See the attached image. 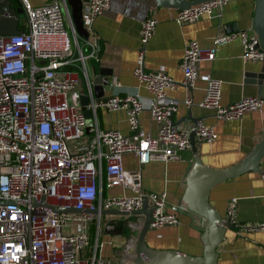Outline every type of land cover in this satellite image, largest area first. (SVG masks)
<instances>
[{
	"label": "built area",
	"instance_id": "obj_1",
	"mask_svg": "<svg viewBox=\"0 0 264 264\" xmlns=\"http://www.w3.org/2000/svg\"><path fill=\"white\" fill-rule=\"evenodd\" d=\"M229 1L208 0L177 9L174 20L182 25L211 18ZM20 2L25 30L0 35V264H133L134 235L129 238L132 251L123 255L124 261L102 254L104 246L118 243L120 235L103 237L100 211L139 210L146 197L153 206L149 228L156 229L177 225L179 211L187 209L182 203H169L165 190H142L135 182L138 170H126L124 156L134 155L140 165L176 160L191 148V132L195 143H211L216 133L202 120L187 128L177 125L173 116L178 106L183 103L190 107L192 98L179 101L169 96L168 91L175 86L173 78L165 71L144 68L145 47L157 25L153 12L141 23L133 68L138 85L150 94V100L144 103L138 92L121 95L120 83L111 77L108 86L116 91L99 100L91 99L87 108L92 116L87 124L75 89L84 75L86 94L92 96L87 61L98 59L94 23L110 8L111 0H82L83 26L88 31L83 43L66 0L39 5L29 0ZM235 39L242 41L244 61L264 60L258 36L245 30L218 35L214 45ZM213 58V50L202 48L196 40L186 42L179 63L183 84L192 89L197 79L205 82L204 96L197 104L211 109L221 120L261 111L264 98L259 96L221 103V80L198 71L200 61ZM99 108L125 110L129 133L101 129ZM143 110H148L157 124L155 135L141 128ZM112 187H121L122 194H106ZM236 206L233 197L228 201L227 218L240 227L239 231L264 230V223L238 225L234 220ZM52 207L88 212L56 211ZM91 226L95 227L92 240Z\"/></svg>",
	"mask_w": 264,
	"mask_h": 264
},
{
	"label": "crops",
	"instance_id": "obj_2",
	"mask_svg": "<svg viewBox=\"0 0 264 264\" xmlns=\"http://www.w3.org/2000/svg\"><path fill=\"white\" fill-rule=\"evenodd\" d=\"M29 1L33 5H39L53 0ZM16 2L20 3L19 0ZM254 11L255 0H230L211 18L202 17L198 21L179 25L174 20L177 9L160 8L154 0H111L110 8L96 18L94 34L98 39V59L87 61L88 78L96 75L98 68L109 69L111 75L108 79L110 81L111 77L117 78L120 83L118 92L121 95L138 92L144 103L150 100V94L138 85L133 68L137 63L141 23L149 12H153L157 25L145 47L144 68L165 71L173 78L175 86L168 91L169 96L179 101H184L187 97L192 98L193 104L190 107L183 103L178 106L173 116L177 125L187 128L193 124V121L188 119V112L191 111L192 118L202 120L216 133L213 142H196V152L191 147L183 151L181 157L176 160L151 161L140 165L134 155H125L123 166L129 172L138 170L135 182L142 190H165L169 203L181 204L186 186L185 176L195 156L208 167L225 169L239 163L263 138L264 103L261 111L245 112L240 119H218L211 109L197 104L204 96L205 82L197 79L192 89L187 87L183 84V72L179 66L186 42L196 40L202 48L214 51L212 60H202L198 63V71L200 74H208L221 80L222 104L233 103L243 97L258 96L259 86L251 82L252 78L247 74L257 71L262 62L243 60L240 39L214 45V39L218 35L229 32L245 30L248 34H255L252 27ZM19 27L25 30L26 19H19ZM78 38L80 43H83V39L79 36ZM75 90L80 95L87 93L84 75H81ZM115 91V88L106 86L104 98ZM139 119L144 132L151 135L157 133V124L152 121L148 110H143ZM97 122L101 129H116L129 133L125 110L108 111L99 108ZM260 169L261 172L249 171L227 179L210 190L209 203L223 219L228 220V201L234 197L237 199L234 220L238 225L264 223V154L260 160ZM122 192L121 187H112L106 194L120 195ZM178 217L177 225L149 229L145 237L147 244L155 249H173L191 255H201V218L188 210L179 211ZM239 228L234 224L233 228L225 229L216 248V264H264V230L256 228L243 232L239 231ZM109 234H119V241L113 245H105L102 254L110 259L124 261L123 255L132 251L129 240L132 235L116 229L103 233V237L106 238Z\"/></svg>",
	"mask_w": 264,
	"mask_h": 264
},
{
	"label": "water",
	"instance_id": "obj_3",
	"mask_svg": "<svg viewBox=\"0 0 264 264\" xmlns=\"http://www.w3.org/2000/svg\"><path fill=\"white\" fill-rule=\"evenodd\" d=\"M160 8L185 9L189 6L208 0H154ZM70 15L75 26L76 33L81 38L88 37V31L83 26L82 0H66ZM25 15L22 6L15 7L11 0H0V35H12L22 32L19 27V19ZM252 27L259 38L258 46L264 52V0H255V11ZM111 71L106 68H98L96 75L89 76L92 89V96L81 94L79 96L80 108L86 118L87 124L91 119V110L87 108L91 99L99 100L104 98V88L108 86ZM251 82L258 84L259 97L264 98V60L259 69L248 73ZM188 112V119L193 123L198 119L192 118ZM191 147L196 152L194 132L190 133ZM264 154V136L255 144L253 149L239 163L225 168L213 169L204 165L198 156H195L191 167L185 176V190L182 196V205L190 212L202 219V232L200 239L203 244L201 255H191L173 249H155L146 242V234L149 231V224L152 221L153 206L148 204L146 197L143 199V206L139 210L131 212L117 209L101 210L100 214L111 216H143V223L135 239L133 249V264H216V248L223 238L226 228H233L230 220L223 219L220 213L209 203V192L217 184L240 176L246 172H261L260 160ZM44 203V201H42ZM56 211L88 212L70 207H52ZM96 213V211H93Z\"/></svg>",
	"mask_w": 264,
	"mask_h": 264
},
{
	"label": "rangeland",
	"instance_id": "obj_4",
	"mask_svg": "<svg viewBox=\"0 0 264 264\" xmlns=\"http://www.w3.org/2000/svg\"><path fill=\"white\" fill-rule=\"evenodd\" d=\"M64 15H65V23H66V26L68 27V19H67V16H66V13L64 11ZM25 19V15L23 13V15L21 16V20H24ZM120 219V221H130V220H134V223L131 224V225H123L122 227L119 226L120 230L121 231H124L126 232L127 234H130V235H134L135 237L137 236L138 232H139V229L140 227L142 226V223H143V216H125V217H120V216H111V215H103L102 218H101V230L103 233L105 232H111L112 231H116V227L113 228V224L116 223L118 220ZM132 223V222H131ZM118 227V225H117ZM111 229V230H110ZM118 230V229H117ZM110 235V234H109Z\"/></svg>",
	"mask_w": 264,
	"mask_h": 264
},
{
	"label": "flooded vegetation",
	"instance_id": "obj_5",
	"mask_svg": "<svg viewBox=\"0 0 264 264\" xmlns=\"http://www.w3.org/2000/svg\"><path fill=\"white\" fill-rule=\"evenodd\" d=\"M16 7H20V5H16ZM132 222V223H131ZM117 223V224H116ZM116 223H114L115 225H114V227H117V225H118V227H117V229H120L119 228V226L120 227H122L123 225H131V224H133L134 223V220L132 219V220H130V221H120V219L116 222Z\"/></svg>",
	"mask_w": 264,
	"mask_h": 264
},
{
	"label": "trees",
	"instance_id": "obj_6",
	"mask_svg": "<svg viewBox=\"0 0 264 264\" xmlns=\"http://www.w3.org/2000/svg\"><path fill=\"white\" fill-rule=\"evenodd\" d=\"M12 1V3H13V5L14 6H16V5H19L20 4V6H21V2L19 3V2H16V0H11ZM20 1V0H19ZM94 226H91V228H90V233H91V240L93 239V237H94Z\"/></svg>",
	"mask_w": 264,
	"mask_h": 264
}]
</instances>
